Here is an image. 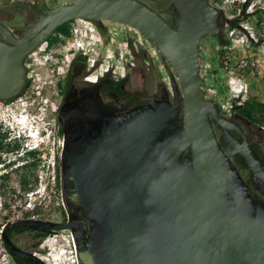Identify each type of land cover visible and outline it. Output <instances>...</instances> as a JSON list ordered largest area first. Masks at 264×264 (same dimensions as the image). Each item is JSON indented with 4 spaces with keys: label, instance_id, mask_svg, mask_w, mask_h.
<instances>
[{
    "label": "water",
    "instance_id": "water-1",
    "mask_svg": "<svg viewBox=\"0 0 264 264\" xmlns=\"http://www.w3.org/2000/svg\"><path fill=\"white\" fill-rule=\"evenodd\" d=\"M14 39L0 23V100L26 83L24 59L61 25L85 19L124 25L153 44L173 71V102L150 101L127 113L93 103L64 114L59 157L62 223L20 220L8 229L71 234L77 264H264V165L240 127L206 98L201 41L222 44L223 17L209 0H169L172 22L136 0H65ZM235 146L216 136L213 124ZM238 130L242 141L230 137ZM243 157L258 197L224 151ZM35 260V261H34Z\"/></svg>",
    "mask_w": 264,
    "mask_h": 264
},
{
    "label": "flooded vegetation",
    "instance_id": "flooded-vegetation-1",
    "mask_svg": "<svg viewBox=\"0 0 264 264\" xmlns=\"http://www.w3.org/2000/svg\"><path fill=\"white\" fill-rule=\"evenodd\" d=\"M136 1L149 7L168 22H172L174 8L169 0ZM66 4L68 2L65 0H0V23L10 29L14 39H20L23 32L36 23L40 14H46V9ZM106 23L85 19L71 20L59 26L44 44L25 57L23 64L26 83L23 89L9 100H0V112L8 119L6 124L0 123L8 136L4 142L6 144L0 150V191L4 188L7 178L48 176L50 167L48 165L47 168L45 164L50 161L48 154L53 146L56 160L53 172L55 177L57 173L59 177V157L66 134L62 116L71 113L76 106L85 110L89 104V97L93 103L98 101L101 105L113 106V110L110 111L112 115L127 113L150 101L163 99L173 102L172 89L176 78L161 55H159L160 66L153 70L152 67L146 66L145 49L137 52L132 50L131 60L122 66L121 74L116 72L118 67H114L113 63L103 69L102 60L90 59L93 53L97 54L89 47V39L92 38L90 31H94L106 45L108 44ZM75 27L81 33H74ZM0 40L9 47L15 46L1 31ZM79 40H82V48H78ZM42 59L47 63V68H50L51 75L40 83L38 82L40 79L34 77V75L38 76L34 65L36 61L40 62ZM162 72L168 81L165 77H161L159 73ZM235 113L228 119L240 127L250 147L264 165L263 134L257 126ZM25 115L35 119L43 128L45 139L36 152L29 151L28 147L32 146L29 139L16 138L19 133L14 121H19ZM213 128L218 140L234 150L235 146L228 141L222 129L215 123ZM227 134L237 141H242L238 130L228 131ZM224 151L230 156L226 147ZM36 153H41L42 157L36 158ZM230 160L248 186L250 195L258 197V186L253 183L252 173L245 159L234 154L230 156ZM38 162L44 164L38 166ZM50 233L46 230L36 232L14 227L8 229L5 236L18 251L36 259V264H47L46 251L41 248V243ZM0 241L4 250L0 254V264H32L15 258L4 245L1 233Z\"/></svg>",
    "mask_w": 264,
    "mask_h": 264
},
{
    "label": "rangeland",
    "instance_id": "rangeland-1",
    "mask_svg": "<svg viewBox=\"0 0 264 264\" xmlns=\"http://www.w3.org/2000/svg\"><path fill=\"white\" fill-rule=\"evenodd\" d=\"M264 4V0H262ZM106 28L108 32V44L105 45L103 40L96 35L94 31H90L92 38L89 39L90 48L97 53L91 56V60H96L97 58L102 60L103 69L113 63L114 67L117 66L116 72L121 74L122 66H125L127 61L131 60V51L137 52L140 49L146 50V66L153 68H158L160 66L159 62V53L151 42H149L140 32L135 29L126 27L117 23H106ZM83 33L85 30L82 31ZM89 33V30H87ZM80 36V35H79ZM78 42H82L79 40ZM220 51V43L218 39L214 36H208L202 39L201 41V53H200V64H201V74L204 78V90L208 92L210 98H218L222 102H229L231 93L228 88L225 86L224 80L220 78V69L217 65V57ZM101 56V57H100ZM209 65V67H208ZM34 67L36 68V73L38 76L34 75L37 79L39 78L42 82L47 78L48 75H51L50 68H47V63L42 59L40 62H35ZM161 77H167L162 72ZM244 82L246 83V91L242 92V95L237 99V102H245L247 100L253 99L258 102H264V77H251L244 76ZM177 82V81H176ZM209 90V91H208ZM236 107H238L236 105ZM7 116L0 112V123L6 124L8 119ZM39 163L38 166H41ZM49 162L45 164L47 167ZM40 169V168H39ZM46 170V169H45ZM50 173L48 176L43 175L41 178H30V186L28 191H24L21 179L22 178H7L4 188L0 191V233L4 225L11 222L14 218L15 212L19 210L22 211L23 216H36L41 219L49 218L52 222L62 223L65 218V212L61 207L56 205V201L53 198H47L46 196L38 199L33 209L30 210L25 208L26 194L30 191H41L43 188L50 189L53 186L58 187L55 181L51 178V165L49 170ZM56 233V232H55ZM53 233V234H55ZM50 234V237L53 235ZM59 236H65L67 240H71V234L69 232L58 233ZM63 248L65 249V255L68 256L69 249L67 243L63 242ZM45 249V260L47 264H52L53 261L49 254L51 253V246L41 247ZM2 245L0 241V254L3 253ZM66 260L68 258L66 257ZM65 264H68L65 262Z\"/></svg>",
    "mask_w": 264,
    "mask_h": 264
},
{
    "label": "built area",
    "instance_id": "built-area-1",
    "mask_svg": "<svg viewBox=\"0 0 264 264\" xmlns=\"http://www.w3.org/2000/svg\"><path fill=\"white\" fill-rule=\"evenodd\" d=\"M209 2L220 11L224 20L223 39L222 44L219 42L220 51L217 57V65L220 69V78L224 80L225 86L231 93L230 101L222 102L218 98H210L204 87L203 90L206 93V98L212 99L218 104L220 115L230 118L243 105V102H237V99L242 95V92L246 91L247 85L243 80L244 76L264 77V4L262 0H209ZM73 32L81 33L77 27L73 29ZM82 46V42H78V48H82ZM259 131L264 136V125L259 127ZM16 138H19L18 134ZM38 148L37 144L28 147L31 152H36ZM54 150L55 147L53 146L48 155L50 156L49 167L51 165L52 169L51 178L55 181L56 177L53 172L56 164ZM41 157V153H36V158ZM44 196L49 199L53 198L57 206H62L60 190L58 187L53 186L50 189L43 188L38 192H28L25 197V208L32 210L38 199L42 197L44 199ZM24 219L56 223L49 218L41 219L34 215L23 216L21 210L15 212L10 223ZM64 232H54L55 234L51 237L49 235L41 243V247L44 245L51 246L49 257L51 256L52 264H65V262L77 264L73 240L69 241L65 236H59L58 234ZM63 242L67 243L68 256L65 255ZM2 251L4 250L2 249ZM66 257L68 260H66Z\"/></svg>",
    "mask_w": 264,
    "mask_h": 264
},
{
    "label": "trees",
    "instance_id": "trees-1",
    "mask_svg": "<svg viewBox=\"0 0 264 264\" xmlns=\"http://www.w3.org/2000/svg\"><path fill=\"white\" fill-rule=\"evenodd\" d=\"M235 114L248 120L249 122H251L252 124H254L255 126L259 128L260 126L264 125V102H258L253 99L247 100L243 103L242 106H240L237 109ZM7 139H8L7 133L4 132V130L0 126V150L6 144L4 142ZM29 181H30V178L24 177L21 179V184H22L24 191L29 190V186H30ZM56 183L57 185H59L58 173L56 176ZM50 234H53V232H51Z\"/></svg>",
    "mask_w": 264,
    "mask_h": 264
},
{
    "label": "clouds",
    "instance_id": "clouds-1",
    "mask_svg": "<svg viewBox=\"0 0 264 264\" xmlns=\"http://www.w3.org/2000/svg\"><path fill=\"white\" fill-rule=\"evenodd\" d=\"M14 125L18 128L19 137L29 139L32 145L39 146L43 143V128L35 119L25 115L19 121H14Z\"/></svg>",
    "mask_w": 264,
    "mask_h": 264
}]
</instances>
